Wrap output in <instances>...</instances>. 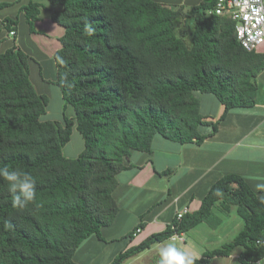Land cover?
<instances>
[{"label":"trees","instance_id":"16d2710c","mask_svg":"<svg viewBox=\"0 0 264 264\" xmlns=\"http://www.w3.org/2000/svg\"><path fill=\"white\" fill-rule=\"evenodd\" d=\"M49 1L51 6L30 0L21 10L32 33L44 10L65 28L54 53L56 79L45 78L41 64L39 70L61 89V121L41 119L49 97L32 80L34 57L16 42L0 51V165L22 168L37 181L36 200L24 210L13 208L0 187V264H80L75 255L82 243L91 236L104 240L102 229L119 213L117 176L131 166L132 152H152L156 135L202 144L231 109L256 104V78L264 70V53L243 47L237 22L209 13L215 0L192 9L156 0ZM182 18L192 24L190 42L178 32ZM86 20L96 27L92 36L84 32ZM5 21L10 31L18 16ZM198 92L213 94L224 105L217 122L202 114ZM205 125L212 126L210 133H202ZM74 127L84 149L71 158L64 147ZM215 208L235 209L243 227L232 241L205 251L196 264H211L237 249L242 264L264 259L259 242L264 204L243 175L227 173L198 210L180 219L176 213L166 229L121 251L110 264H122L204 221L220 224ZM145 225L140 222L126 238L132 241Z\"/></svg>","mask_w":264,"mask_h":264},{"label":"crops","instance_id":"0c3cea01","mask_svg":"<svg viewBox=\"0 0 264 264\" xmlns=\"http://www.w3.org/2000/svg\"><path fill=\"white\" fill-rule=\"evenodd\" d=\"M34 1L51 6L49 0ZM156 1L172 7L192 9L206 0ZM29 2L0 0V51L16 42L33 56L32 77L38 81V91L48 94L51 83L44 77L56 79L54 53L62 46L60 38L65 28L51 19V11L44 10L35 23L37 31L32 33L21 10ZM4 3L10 4L4 6ZM15 16H18V24L12 25L16 31L12 37L9 33L11 30L4 25L7 17ZM256 51L264 53V44ZM40 64L44 77L39 72ZM256 81V104L231 109L218 125L217 132L207 137L202 144L181 143L156 135L152 152H132L129 159L131 166L117 176L119 185L114 195L119 204V213L111 225L102 229L104 240L91 236L82 243L75 255L80 264H110L121 251L166 229L178 211L184 208L188 212L198 210L211 186L227 173L243 175L259 197L264 195L255 189L256 183L264 182V70ZM198 96L202 114L217 122L224 112V105L213 94L201 93ZM201 131L210 133L212 126H202ZM161 186H164L163 190ZM222 212L217 211L221 221ZM142 221L145 227L129 241L126 237ZM230 258L233 259V255Z\"/></svg>","mask_w":264,"mask_h":264},{"label":"rangeland","instance_id":"374dc122","mask_svg":"<svg viewBox=\"0 0 264 264\" xmlns=\"http://www.w3.org/2000/svg\"><path fill=\"white\" fill-rule=\"evenodd\" d=\"M181 25L182 27H180ZM178 32L182 34L187 41L190 42L192 24L188 18H182L179 21ZM48 76L50 77V75ZM32 80L36 88L38 89V81H36L34 76L32 77ZM50 87L51 88L47 91V95L49 97L47 112L41 116V119L61 121L63 119L65 100L61 95V89L57 84L51 82ZM197 94L199 95L201 94V92H198ZM66 111L69 115L73 113V109L71 107H69ZM83 149V137L81 133L77 130V128L74 127L71 140L67 143L66 147H64V154L68 157L74 158L78 156V154ZM163 187L161 186L160 188L163 190ZM217 211H219V209L215 208V212ZM222 213L224 216L222 215ZM222 213H220V215L223 217L220 224L212 226L206 221H204L194 227V229L192 228V230L184 234L183 238L185 239V241H182L179 238H177L176 240L170 238L162 243L154 245L151 249L137 256L125 260L122 264H158V250L161 245L165 242H174L177 243V245L181 248L193 249L197 251L199 253V257H201L205 251L220 247L224 243L232 241L233 238L243 227V220L240 218V216L235 210L231 211V213H228L226 215L225 212ZM118 252H120V250ZM239 253L240 249L234 251L233 259H231L230 257H216L212 260L211 264H242L238 258Z\"/></svg>","mask_w":264,"mask_h":264},{"label":"clouds","instance_id":"9594fccd","mask_svg":"<svg viewBox=\"0 0 264 264\" xmlns=\"http://www.w3.org/2000/svg\"><path fill=\"white\" fill-rule=\"evenodd\" d=\"M180 27H182V25ZM84 32L88 36L94 35L96 32L94 23L86 20L84 23ZM57 59L60 63H63L59 57H57ZM0 180L4 182L0 187L6 189L7 193L10 195L13 208L24 210L35 202L37 181L31 173L19 167L9 168L6 165H0ZM255 189L258 193H264V182L256 183ZM217 194L219 193L217 192ZM260 201L264 204V195L260 196ZM5 226L8 228L12 227L10 222H6ZM139 231L140 230H138V232ZM184 234L185 233L180 235L184 236ZM182 241H185V239ZM158 255V264H196L197 260L200 258L197 251L190 248H181L174 242L163 243L158 250Z\"/></svg>","mask_w":264,"mask_h":264},{"label":"built area","instance_id":"2783aa9c","mask_svg":"<svg viewBox=\"0 0 264 264\" xmlns=\"http://www.w3.org/2000/svg\"><path fill=\"white\" fill-rule=\"evenodd\" d=\"M213 12L226 15L237 22V38L247 50H257L264 44V0H215L214 7L209 10V13ZM10 34L15 36L16 31L12 30ZM187 212V208L178 211V219ZM171 238L184 240L180 234ZM259 242L264 244V238ZM255 264H264V259L256 261Z\"/></svg>","mask_w":264,"mask_h":264}]
</instances>
